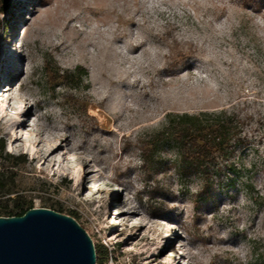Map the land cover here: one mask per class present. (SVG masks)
Segmentation results:
<instances>
[{
	"label": "rangeland",
	"instance_id": "374dc122",
	"mask_svg": "<svg viewBox=\"0 0 264 264\" xmlns=\"http://www.w3.org/2000/svg\"><path fill=\"white\" fill-rule=\"evenodd\" d=\"M257 1L0 0V206L23 197L75 217L97 264H252L264 253ZM223 110L253 117L206 189L180 174L164 131Z\"/></svg>",
	"mask_w": 264,
	"mask_h": 264
},
{
	"label": "water",
	"instance_id": "95a60500",
	"mask_svg": "<svg viewBox=\"0 0 264 264\" xmlns=\"http://www.w3.org/2000/svg\"><path fill=\"white\" fill-rule=\"evenodd\" d=\"M0 264H97V249L75 217L32 207L0 216Z\"/></svg>",
	"mask_w": 264,
	"mask_h": 264
},
{
	"label": "trees",
	"instance_id": "16d2710c",
	"mask_svg": "<svg viewBox=\"0 0 264 264\" xmlns=\"http://www.w3.org/2000/svg\"><path fill=\"white\" fill-rule=\"evenodd\" d=\"M257 2L259 6L264 4V0ZM194 49L192 46L187 50L179 47L173 48L176 57L172 65L181 64L183 59L194 52ZM78 69H81V67ZM76 73L81 74L78 73V70H75V72L67 71L69 76ZM252 117V114L244 116L237 110H223L221 112H206L202 119L191 122L178 121L171 124L169 129L164 132L167 131L170 134V138L176 145L180 160V174L185 175L195 170L200 175L204 188L208 189L214 177L213 167L218 164L221 158L227 157L237 146L246 142L242 122ZM143 150L146 153L149 152V158L145 156V161L150 163V159L154 155V149L143 148ZM2 158L3 156L0 153V159ZM4 177L3 172H0V191L5 192L6 182ZM32 207L30 201L19 197L15 199L12 208L9 205L0 206V216L22 215ZM50 208L55 209L53 206ZM55 210L60 211L59 209ZM252 264H264V253L259 254Z\"/></svg>",
	"mask_w": 264,
	"mask_h": 264
},
{
	"label": "bare ground",
	"instance_id": "6f19581e",
	"mask_svg": "<svg viewBox=\"0 0 264 264\" xmlns=\"http://www.w3.org/2000/svg\"><path fill=\"white\" fill-rule=\"evenodd\" d=\"M7 112H8V108L3 104L1 106V110H0V115L3 117H7ZM8 122L11 125L15 124V121H13L12 119H9ZM29 123V119L27 118L25 121L20 122V124H24L27 125ZM55 151V148L50 149L49 151L45 152L42 154V158L44 159V162H47V160H49V158L51 157V155L53 154V152ZM165 235H162V237H164ZM156 247H160V245H157Z\"/></svg>",
	"mask_w": 264,
	"mask_h": 264
}]
</instances>
